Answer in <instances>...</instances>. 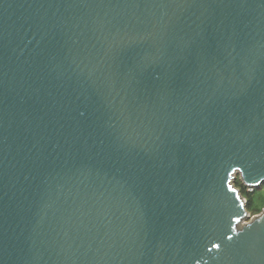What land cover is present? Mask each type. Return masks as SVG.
Masks as SVG:
<instances>
[{
  "label": "water",
  "instance_id": "95a60500",
  "mask_svg": "<svg viewBox=\"0 0 264 264\" xmlns=\"http://www.w3.org/2000/svg\"><path fill=\"white\" fill-rule=\"evenodd\" d=\"M236 173L264 0H0V264H264Z\"/></svg>",
  "mask_w": 264,
  "mask_h": 264
},
{
  "label": "rangeland",
  "instance_id": "374dc122",
  "mask_svg": "<svg viewBox=\"0 0 264 264\" xmlns=\"http://www.w3.org/2000/svg\"><path fill=\"white\" fill-rule=\"evenodd\" d=\"M238 182H240V184L238 185ZM232 184L241 190L244 191L245 193H251L250 192V188L247 187L241 179L240 173H236L234 176V179L232 180ZM256 194L253 196V203L255 206H259L260 203L262 202V198L264 197V185H261L260 187L255 189ZM246 200H247V194H243L242 195ZM263 208L261 210H257V209H253V210H248L249 214H250V218L248 219V221H250L252 219V217H254L255 215H259L262 212Z\"/></svg>",
  "mask_w": 264,
  "mask_h": 264
},
{
  "label": "trees",
  "instance_id": "16d2710c",
  "mask_svg": "<svg viewBox=\"0 0 264 264\" xmlns=\"http://www.w3.org/2000/svg\"><path fill=\"white\" fill-rule=\"evenodd\" d=\"M240 184V182H238V185ZM264 185V184H263ZM257 191H255L254 193H245L244 191H242V195L243 194H247V201H248V204H247V209L248 210H253V209H257V210H261L262 208H264V197L262 198V202L260 203L259 206H255L254 203H253V196L256 194Z\"/></svg>",
  "mask_w": 264,
  "mask_h": 264
},
{
  "label": "built area",
  "instance_id": "2783aa9c",
  "mask_svg": "<svg viewBox=\"0 0 264 264\" xmlns=\"http://www.w3.org/2000/svg\"><path fill=\"white\" fill-rule=\"evenodd\" d=\"M246 186L250 188V192H252V193L255 192L256 187H253L251 185H246Z\"/></svg>",
  "mask_w": 264,
  "mask_h": 264
},
{
  "label": "snow or ice",
  "instance_id": "6c2138e0",
  "mask_svg": "<svg viewBox=\"0 0 264 264\" xmlns=\"http://www.w3.org/2000/svg\"><path fill=\"white\" fill-rule=\"evenodd\" d=\"M229 239H231V237H229ZM213 247L214 248H220V245L219 244H214Z\"/></svg>",
  "mask_w": 264,
  "mask_h": 264
}]
</instances>
